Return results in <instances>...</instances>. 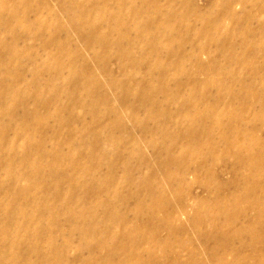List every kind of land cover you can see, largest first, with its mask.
Segmentation results:
<instances>
[{"label":"rangeland","instance_id":"rangeland-1","mask_svg":"<svg viewBox=\"0 0 264 264\" xmlns=\"http://www.w3.org/2000/svg\"><path fill=\"white\" fill-rule=\"evenodd\" d=\"M0 260L264 264V0H0Z\"/></svg>","mask_w":264,"mask_h":264},{"label":"bare ground","instance_id":"bare-ground-1","mask_svg":"<svg viewBox=\"0 0 264 264\" xmlns=\"http://www.w3.org/2000/svg\"><path fill=\"white\" fill-rule=\"evenodd\" d=\"M169 21H166V22H169ZM166 29H168V28H166ZM245 50H251V48L249 47V48H246ZM100 142H101V146L103 145V149H104L105 146H106V143H103V141H100ZM4 163L7 164V163H10V162H4ZM41 199H43V201L41 203V207H42L41 209L44 211V214H46V212L49 213V209H51L50 202L45 201L44 198H41ZM0 264H2V261L1 260H0Z\"/></svg>","mask_w":264,"mask_h":264}]
</instances>
